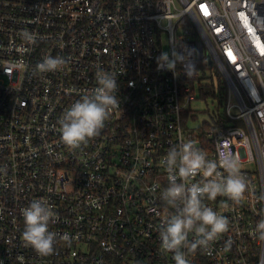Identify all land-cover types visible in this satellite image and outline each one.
Listing matches in <instances>:
<instances>
[{"label": "built area", "instance_id": "1", "mask_svg": "<svg viewBox=\"0 0 264 264\" xmlns=\"http://www.w3.org/2000/svg\"><path fill=\"white\" fill-rule=\"evenodd\" d=\"M25 31L35 43L21 38ZM165 44L170 57L188 54L196 71L158 69ZM47 56L67 62L40 73ZM98 67L117 73L120 108L74 150L58 121L96 86ZM215 70L227 84L222 110L192 128V104ZM182 139L209 159L226 141L248 180L239 205L205 200L229 230L186 258L264 264V242L251 235L264 216L256 199L264 194V0H0V264H175L160 244L168 210L159 195L161 162ZM39 198L58 216L47 256L21 235V209Z\"/></svg>", "mask_w": 264, "mask_h": 264}, {"label": "clouds", "instance_id": "2", "mask_svg": "<svg viewBox=\"0 0 264 264\" xmlns=\"http://www.w3.org/2000/svg\"><path fill=\"white\" fill-rule=\"evenodd\" d=\"M21 38L29 44L35 43L36 39L27 31L21 34ZM156 59L158 69L175 72L177 63H181L185 65L187 75L196 71L188 62V54L173 51L170 57L168 52H162ZM66 62L62 56H47L36 65V70L40 73L54 72ZM95 78L96 86L67 108L58 121L62 141L74 150L99 136L112 112L120 108L117 73L98 67ZM225 144L226 141L218 142L217 158L209 159L194 141L182 139L169 148L161 162L166 170L167 186L160 192L159 199L168 212L162 220L159 238L162 250L172 253L175 264H190L185 250L207 249L229 230L228 217L207 206L205 200L215 201L218 196H225L239 205L245 197L247 177L241 171L239 157ZM198 175L201 179L193 182ZM256 199L264 202V194ZM21 215L24 222L21 235L25 246H30L41 256L51 254L58 234L50 231L49 225L55 223L58 216L50 203L44 198L34 199L21 209ZM190 234L193 236L191 240ZM251 235L264 242V216L258 220ZM60 238L70 242L67 234ZM230 246L229 240L225 243V250Z\"/></svg>", "mask_w": 264, "mask_h": 264}, {"label": "trees", "instance_id": "3", "mask_svg": "<svg viewBox=\"0 0 264 264\" xmlns=\"http://www.w3.org/2000/svg\"><path fill=\"white\" fill-rule=\"evenodd\" d=\"M203 80H205L202 83L201 90L203 100L207 101V99H211L213 104L217 103L208 113L211 118H214L218 115L217 112L222 110L221 108L227 93V84L219 70H215L211 76H205Z\"/></svg>", "mask_w": 264, "mask_h": 264}, {"label": "rangeland", "instance_id": "4", "mask_svg": "<svg viewBox=\"0 0 264 264\" xmlns=\"http://www.w3.org/2000/svg\"><path fill=\"white\" fill-rule=\"evenodd\" d=\"M164 41L165 43L167 42L165 36H164ZM165 51H168V47L165 44ZM217 105V103L215 102L214 104L211 102V99H207V101L204 100H197L195 102H193L192 104V108L195 110L196 112V116L194 117H190V121L189 124L192 128H198L199 125H201V123H203L204 121H207L210 119V116L208 115L209 111L213 109V107ZM234 114H238L239 110L235 109L233 110Z\"/></svg>", "mask_w": 264, "mask_h": 264}]
</instances>
